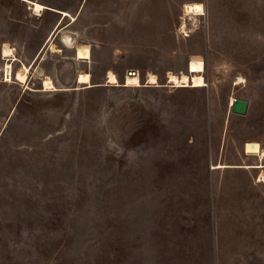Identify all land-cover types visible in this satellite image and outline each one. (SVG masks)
I'll return each instance as SVG.
<instances>
[{"label": "rangeland", "instance_id": "obj_1", "mask_svg": "<svg viewBox=\"0 0 264 264\" xmlns=\"http://www.w3.org/2000/svg\"><path fill=\"white\" fill-rule=\"evenodd\" d=\"M31 1L0 0V264H264V170L214 169L261 162L264 0Z\"/></svg>", "mask_w": 264, "mask_h": 264}, {"label": "bare ground", "instance_id": "obj_2", "mask_svg": "<svg viewBox=\"0 0 264 264\" xmlns=\"http://www.w3.org/2000/svg\"><path fill=\"white\" fill-rule=\"evenodd\" d=\"M23 2L28 3L31 7L30 10L32 11L33 15L40 16L44 10L48 9L46 6L35 2V1H29V0H20ZM50 9V8H49ZM53 11H57L55 9H51ZM60 15H62V18H67L69 17V13L66 11H57ZM204 13L203 5L201 3H190V4H185L184 5V14L185 15H202ZM59 28H57L58 30ZM51 37L49 38L50 41ZM67 44V43H66ZM70 48H73L74 46H69ZM53 49V48H52ZM79 53H82V57L89 59V52L88 50L86 52L80 50ZM86 55H85V54ZM1 55L3 59H8L12 57V50L11 49H2ZM9 60V59H8ZM13 60V59H12ZM4 78L6 81H11V79H14L17 83L20 84H25L27 81V74L29 72V66L23 65L18 71L15 73H12V68L10 64H5L4 66ZM148 80L146 82L147 85H157V78L156 76L149 74L147 75ZM107 83L111 85H117L118 81L116 76L112 73L109 72L107 74ZM169 84H172L173 87H181V88H199L202 87L205 83L202 78V75L200 74H194L191 77L187 76L185 74H181L180 76L176 77L174 75H169ZM242 79L238 78L237 84L241 83ZM76 83L80 86H86V87H91V78L88 73H80L76 76ZM42 85H43V92H48V91H55L57 90L56 86L52 82V80L49 77H46L42 80ZM126 85H132L135 87L140 86V81L136 73H133L129 77L126 78ZM63 88H61L62 90ZM232 100H231V105H232ZM243 151L245 155L247 156H253L257 157L261 162L250 165V164H243V165H223L219 164L217 166H214V169L219 170V169H228V168H241V169H247V170H258L262 169L264 170V165L262 161L264 160V149L261 148L260 144L256 141H247L243 145ZM264 172V171H263ZM258 182H264V175L259 176Z\"/></svg>", "mask_w": 264, "mask_h": 264}, {"label": "water", "instance_id": "obj_3", "mask_svg": "<svg viewBox=\"0 0 264 264\" xmlns=\"http://www.w3.org/2000/svg\"><path fill=\"white\" fill-rule=\"evenodd\" d=\"M248 108V102L241 99H234L231 105V112L237 115H245Z\"/></svg>", "mask_w": 264, "mask_h": 264}, {"label": "crops", "instance_id": "obj_4", "mask_svg": "<svg viewBox=\"0 0 264 264\" xmlns=\"http://www.w3.org/2000/svg\"><path fill=\"white\" fill-rule=\"evenodd\" d=\"M29 1H31V0H29ZM23 2V1H22ZM24 3H26V2H24ZM195 3H199V2H195ZM26 4H28V3H26ZM29 5V4H28ZM29 8H30V5H29ZM62 11H64V10H62ZM68 13V12H67ZM65 19V18H64ZM63 19V20H64ZM63 20H62V22L61 23H59V21L60 20H58L57 21V23L55 24V26H54V28H53V30L49 33V36L46 38V40H45V42H44V47L45 46H47L48 44H50L51 42H52V39H53V37H54V35H55V33L58 31L57 30V27H59L62 23H63ZM60 31V30H59ZM51 37V39H50V41H49V38ZM43 50H41L40 52H39V54H41V52H42ZM35 61V60H34ZM33 61V62H34ZM245 154V153H244Z\"/></svg>", "mask_w": 264, "mask_h": 264}]
</instances>
